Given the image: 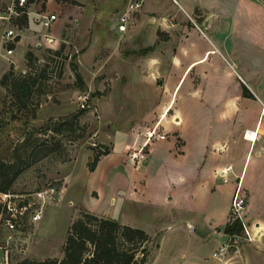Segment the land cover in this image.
Returning a JSON list of instances; mask_svg holds the SVG:
<instances>
[{
    "label": "rangeland",
    "instance_id": "1",
    "mask_svg": "<svg viewBox=\"0 0 264 264\" xmlns=\"http://www.w3.org/2000/svg\"><path fill=\"white\" fill-rule=\"evenodd\" d=\"M208 1L212 7L208 11L203 9V15L198 11L187 15L169 0H146L145 7L150 5L155 9L159 6L170 12L161 16L165 18L162 23L175 27L172 37H184L185 29L191 26L200 31L197 24H201L206 38L229 61L235 58L241 67L252 68L257 74L264 72V0H203V4ZM25 2L28 22L17 29L14 14L8 20L1 18L6 16L8 7L15 0H0V78L10 69L16 74L29 69H36L37 73L45 64L49 66L50 75L37 81L29 104L34 117L31 110L17 113L0 85V160L29 159L39 142L58 141L56 151L32 162L16 176L9 189L30 201L38 200L36 194L52 186L57 199L45 206L40 221L28 224L24 229L18 241L22 245L21 251L16 250L15 243H10L12 264L24 259H60L68 226L80 211L138 228L155 225L159 213L155 203L161 187L169 179V170L176 171V165L184 161L180 157L161 158L162 149H156L146 163L142 160L138 166L129 160V150L123 146L143 138L153 123L154 105L163 90L162 77L145 73L147 77L143 78V83H138L139 64L137 54L133 52L139 48L137 37H141L140 33L144 41H151L153 30L157 29V40H165L168 33L159 30L162 23H143L135 11L129 21V31L114 34L112 23L126 0ZM46 13L59 17L52 27L56 39L51 43L44 40V33L41 34L35 20L38 15ZM206 22H209L207 28ZM8 29L13 30L12 38L7 37ZM190 38L199 41L197 32H192ZM204 41L207 40L203 37ZM9 49L12 52L9 53ZM27 52L33 55L31 64L25 59ZM218 57L219 53L212 55L213 71L221 73ZM72 65H76L81 80L75 77ZM140 69L144 70L141 66ZM237 70L240 71V67ZM80 110V128L72 133L80 137L73 139L67 131L56 134L40 130L49 119L57 121ZM12 114L16 117L13 118ZM158 130L166 135L163 144L173 139L170 127L163 129L159 125ZM117 137H121L124 144L113 152ZM180 140L177 142L179 146L182 144ZM105 149L109 153L101 155L94 171H89L88 163L94 152ZM198 193L203 197V189ZM182 204L185 215H198L188 193ZM155 245V241L149 238L145 244L148 255ZM227 255L221 259L211 257L219 264H225L232 260Z\"/></svg>",
    "mask_w": 264,
    "mask_h": 264
},
{
    "label": "crops",
    "instance_id": "2",
    "mask_svg": "<svg viewBox=\"0 0 264 264\" xmlns=\"http://www.w3.org/2000/svg\"><path fill=\"white\" fill-rule=\"evenodd\" d=\"M141 1L135 13L143 23L161 24L165 20L161 15L170 13L159 6L145 7L146 0ZM127 2L123 3L118 16ZM169 2L187 15L195 11L203 15V9L208 11L212 7L209 1L203 4V0ZM118 16L112 23V32L126 34L129 22L124 32L117 31ZM58 18L47 31L38 25L41 34L46 32L55 40L52 27ZM172 25L165 22L159 29L168 33L165 40H157V29L153 30L151 41H144L140 33L141 37L136 38L139 48L133 52L139 64L138 83H143L145 73L158 74L163 81V90L154 105L153 123L147 129L158 123L163 129L170 127L173 133V139L165 144L166 138L150 143L142 162L146 163L156 149H162L161 158H184L176 165V171L169 170V179L161 187L155 203L159 211L155 225L140 227L156 243L145 264H219L211 254L226 240L223 228L237 185L246 198L248 221L264 231V119L260 117L264 105V72L257 74L252 68L241 67L235 58L229 61L206 38L201 24H197L201 32L191 26L185 29L184 37L176 38L172 37L175 28ZM192 32H197L199 41L191 40ZM203 37L207 41L203 42ZM215 53L220 55L221 73L213 71L211 58ZM254 131H257L255 138ZM178 139H181L180 146ZM143 140L144 135L132 145H123L121 137H117L113 152L122 145L127 150L133 149ZM193 145L192 150L187 151ZM201 189L203 197L198 193ZM187 193L193 198L196 217L182 211V200ZM227 258L232 260L225 264H264V240L244 243L237 254L229 252Z\"/></svg>",
    "mask_w": 264,
    "mask_h": 264
},
{
    "label": "trees",
    "instance_id": "3",
    "mask_svg": "<svg viewBox=\"0 0 264 264\" xmlns=\"http://www.w3.org/2000/svg\"><path fill=\"white\" fill-rule=\"evenodd\" d=\"M18 13L14 20L17 29L25 26L28 22L27 2L23 6H15ZM13 46V45H10ZM58 53V51H55ZM31 52L25 54L28 64L34 59ZM38 61V59H37ZM45 64L39 72L29 71L16 74L12 69L5 72L0 78V85L4 87L9 95L10 105L15 106L18 113L27 112L31 109L29 104L36 91V84L39 78L47 79L49 69ZM72 71L77 80L81 75L76 67L72 65ZM244 94H247L244 89ZM249 94V93H248ZM31 116L35 113L31 110ZM82 110L69 116L59 118L57 121L49 119L40 126L43 132L51 131L61 134L64 131L70 132L73 139L81 135L72 134L77 128L78 118ZM15 118L16 114H12ZM72 134V135H71ZM42 141L34 146L29 159L17 158L13 162L0 160V192L9 191L16 176L30 164L42 157H45L58 149V141ZM107 149L101 152H94L91 161L88 163L89 171H94L101 155H107ZM240 223H233L227 220L223 231L225 234L238 233ZM149 235L141 228L122 224L116 219L97 216L87 211H80L77 218L71 220L66 231L60 259L28 260L24 259L18 264H145L147 250L145 244L149 241Z\"/></svg>",
    "mask_w": 264,
    "mask_h": 264
},
{
    "label": "built area",
    "instance_id": "4",
    "mask_svg": "<svg viewBox=\"0 0 264 264\" xmlns=\"http://www.w3.org/2000/svg\"><path fill=\"white\" fill-rule=\"evenodd\" d=\"M25 0H15L12 6L8 7V13L1 18L4 20L10 19L11 14L16 16L18 13L15 6H23ZM141 6V0H129L124 11L118 16L116 29L119 32H124L127 29V24L130 21L132 14ZM57 19L54 13H46L38 15L35 20L39 23L43 30L47 31L53 22ZM201 31V30H200ZM14 36L13 30H7V37ZM43 38L48 43L53 42V38L46 32ZM8 52H12L11 49ZM260 117L264 119V105L260 109ZM260 124V122H259ZM158 123L152 128L144 132L143 142L133 149H129L128 157L133 164H139L145 159L148 152V146L153 141L164 140L165 133L158 130ZM247 133V132H246ZM253 138L256 137L257 131L252 132ZM230 166L227 167L229 169ZM225 171L222 172L224 174ZM221 173V172H220ZM47 194L45 196L44 194ZM57 192L54 187L50 186L46 190L36 194L38 200H30L23 197L21 194H16L10 191L0 192V264H12L11 244L15 243L16 250H22V245L18 243L20 235L28 224L36 223L42 219V212L45 206L53 203L57 197ZM246 198L241 190L240 185H237L232 193L228 220L230 222H239L240 231L238 233L227 234L226 240L221 243L211 254L212 257L221 259L229 252L237 254L242 244L262 242L264 240V231L258 225L249 222L246 215ZM23 242V241H21ZM19 245V247L17 246Z\"/></svg>",
    "mask_w": 264,
    "mask_h": 264
}]
</instances>
